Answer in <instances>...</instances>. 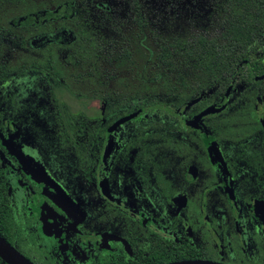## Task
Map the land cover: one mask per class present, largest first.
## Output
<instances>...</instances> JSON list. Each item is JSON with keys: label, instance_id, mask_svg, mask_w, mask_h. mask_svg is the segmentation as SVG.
<instances>
[{"label": "flooded vegetation", "instance_id": "af4514ba", "mask_svg": "<svg viewBox=\"0 0 264 264\" xmlns=\"http://www.w3.org/2000/svg\"><path fill=\"white\" fill-rule=\"evenodd\" d=\"M242 50L223 88L160 118L147 97L87 95L73 127L39 80L24 95L13 78L0 98L3 238L35 264H264V44ZM210 107L222 108L196 120Z\"/></svg>", "mask_w": 264, "mask_h": 264}, {"label": "trees", "instance_id": "16d2710c", "mask_svg": "<svg viewBox=\"0 0 264 264\" xmlns=\"http://www.w3.org/2000/svg\"><path fill=\"white\" fill-rule=\"evenodd\" d=\"M263 44L264 0H0V98L13 78L35 74L73 127L82 110L62 89L80 101L147 97L143 109L160 118L181 97L223 88L249 56L242 49ZM11 223L0 208L10 242Z\"/></svg>", "mask_w": 264, "mask_h": 264}, {"label": "water", "instance_id": "95a60500", "mask_svg": "<svg viewBox=\"0 0 264 264\" xmlns=\"http://www.w3.org/2000/svg\"><path fill=\"white\" fill-rule=\"evenodd\" d=\"M263 77V76H261ZM195 101V100H193ZM222 107H210L202 111V113L196 118V120L201 116L208 113H213L219 111ZM134 114V113H133ZM132 114V115H133ZM132 115L123 117L119 119L112 127L116 126L120 122L128 119ZM195 120V121H196ZM0 258L6 264H35L30 259L25 257L22 253H20L15 247H13L7 240H5L0 235ZM164 264H221L218 262L203 260V259H185V260H177L171 261Z\"/></svg>", "mask_w": 264, "mask_h": 264}, {"label": "rangeland", "instance_id": "374dc122", "mask_svg": "<svg viewBox=\"0 0 264 264\" xmlns=\"http://www.w3.org/2000/svg\"><path fill=\"white\" fill-rule=\"evenodd\" d=\"M38 80L39 79L37 75L31 74V75H26L22 77H17L14 79L12 83L16 84L19 94L21 92V93H24V95H28L29 91L32 92L35 88H37ZM63 92H61L62 95L65 94V96L63 97V100L69 103L73 107V109L75 110L79 109L81 105L80 101H77L74 97H72L69 92L64 91V90ZM95 105L97 106V108L100 107V104L98 103H95Z\"/></svg>", "mask_w": 264, "mask_h": 264}]
</instances>
